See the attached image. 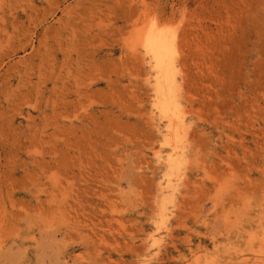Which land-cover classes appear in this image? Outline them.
<instances>
[{
  "label": "rangeland",
  "instance_id": "374dc122",
  "mask_svg": "<svg viewBox=\"0 0 264 264\" xmlns=\"http://www.w3.org/2000/svg\"><path fill=\"white\" fill-rule=\"evenodd\" d=\"M0 264H264V0H0Z\"/></svg>",
  "mask_w": 264,
  "mask_h": 264
},
{
  "label": "bare ground",
  "instance_id": "6f19581e",
  "mask_svg": "<svg viewBox=\"0 0 264 264\" xmlns=\"http://www.w3.org/2000/svg\"><path fill=\"white\" fill-rule=\"evenodd\" d=\"M156 45V44H155ZM156 54H157V51H156ZM156 56V55H155ZM163 58V57H162Z\"/></svg>",
  "mask_w": 264,
  "mask_h": 264
}]
</instances>
